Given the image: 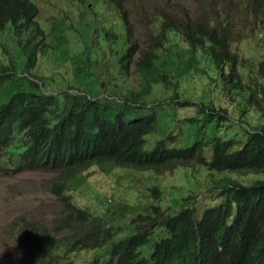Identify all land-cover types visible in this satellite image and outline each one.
Segmentation results:
<instances>
[{
    "label": "trees",
    "instance_id": "obj_1",
    "mask_svg": "<svg viewBox=\"0 0 264 264\" xmlns=\"http://www.w3.org/2000/svg\"><path fill=\"white\" fill-rule=\"evenodd\" d=\"M254 4L253 11L261 18L264 0ZM38 16L39 8L32 0H0V32L11 28L25 62L22 70L32 78L30 71L44 37ZM95 23L96 36L109 40L113 34L99 32ZM225 25L211 27L199 21L180 24L166 19L156 42L140 54L138 61L135 46L126 43L118 60L119 75L126 77L136 69L141 85L139 91L124 94L122 101L120 97L93 99L81 91L37 93L25 86L27 83L39 89L36 80L12 77L17 73L14 65L0 69V82H8L7 86L0 85V164H11L16 172H56L53 192L65 207L63 218L57 221L64 238L56 240L31 226L28 234L42 250L34 264H80L69 258L84 250L93 253L87 264H264V120L244 129L243 138H236L227 129L224 135L229 137L220 134L223 123H246L243 118L247 111L236 112L224 99L231 100L242 89L238 70L242 62L222 32ZM177 37L187 48L174 56L180 60L194 53L193 59L202 51L214 72L207 67L201 71L219 90V94L213 91L205 97L198 94V115L188 118V124L182 122L183 131L178 134L197 132L186 147L177 146L176 134L164 137L156 131L158 109L145 102L153 86L167 80L170 72L166 67L173 64L161 51L165 43ZM181 70L176 72L180 83L193 89L192 74L198 71L191 74L186 67ZM261 72L264 79V68ZM12 81L19 82L9 84ZM181 95L175 91L172 97L177 106L184 104L179 103ZM107 161L156 175L187 169L190 163L193 165L189 167L199 166L210 175L230 172L254 178L248 182L221 179L213 188L215 192H209L215 193L212 205L199 217L196 197L189 195L180 198L177 211L152 205L146 214L134 215L126 226H105V216L92 215L69 191L84 171ZM151 192L157 198L160 195L158 186Z\"/></svg>",
    "mask_w": 264,
    "mask_h": 264
},
{
    "label": "rangeland",
    "instance_id": "obj_2",
    "mask_svg": "<svg viewBox=\"0 0 264 264\" xmlns=\"http://www.w3.org/2000/svg\"><path fill=\"white\" fill-rule=\"evenodd\" d=\"M32 1L39 8L37 21L44 37L40 40L36 65L30 72L44 92L57 95L63 90L70 93L81 91L93 99L120 97L119 101H122L124 94L139 91L141 85L136 69H131L126 77L119 75L118 60L126 50V43L135 46L138 52L135 59L138 61L140 54L156 42L166 19L171 18L180 24L199 21L211 27L226 23L222 32L242 62L238 68L242 89L231 100L220 97L228 101L229 107L235 108L236 112L247 111L243 118L246 123L234 121L231 126L223 123L219 125L220 134L225 136L227 129L234 132L236 138H243L244 129L248 130L249 125L255 126L264 120V79L261 72L264 68V13L261 18L255 15V0ZM123 13L126 23L125 19L124 22L122 20ZM94 23L99 32H111L112 37L103 40L102 36H96ZM16 46V37L10 27L0 32V69L14 65L17 73L12 77L30 81L28 78L32 77L23 72L25 62ZM183 48L186 49L187 45L179 37L164 44L162 55L173 65L166 67L170 72L166 82L153 86L151 94L145 98L147 104L158 109L156 131L164 137L169 133L176 134L177 146L180 147L189 146L196 138L195 130L178 134L183 131L182 122L188 124V118L198 115V94L201 97L210 96L213 91L219 94L217 85L211 84L212 79L201 71L207 67L210 73L214 72L206 56L198 51L196 58L191 59L194 53H190L178 60L174 54L183 52ZM185 67L191 70V74L193 70L198 71L192 74V78L191 74L188 76L193 89L180 83L177 76L176 72ZM7 83L0 82V85L4 87ZM25 86L30 91L40 90L29 87L27 83ZM175 91L182 93L179 103L184 104L181 106L172 100ZM247 99H250V104ZM189 165L193 164L189 163L187 169L177 168L156 175L107 161L78 176L69 194L84 204L92 215L99 213L105 216V226L120 227L128 225L134 215L146 214L152 205L161 206L162 210L177 211L180 198L189 195L196 197V214L199 217L206 207L212 205L213 188L221 179L232 177L239 182H248L254 178L230 172L210 175L204 168ZM57 177L58 174L50 169L16 172L13 165L0 164V264H34L42 250L28 234L32 225L56 240L66 236L57 227V221L65 214L64 202L52 188ZM153 186L159 187L158 198L151 192ZM91 256L92 252L84 250L72 253L69 259L87 264Z\"/></svg>",
    "mask_w": 264,
    "mask_h": 264
},
{
    "label": "clouds",
    "instance_id": "obj_3",
    "mask_svg": "<svg viewBox=\"0 0 264 264\" xmlns=\"http://www.w3.org/2000/svg\"><path fill=\"white\" fill-rule=\"evenodd\" d=\"M36 5H37V4H36ZM89 7H90V6H89ZM28 79H30V80H35V79H33V78H28ZM39 86H40V87H39L40 90L38 91V93H39L40 91L44 92V91L42 90V88H41V85H39ZM37 89H38V88H37ZM44 93H46V92H44ZM46 94H49V93H46ZM95 165H96V164H95ZM93 166H94V165H93ZM93 166H92V167H93ZM90 168H91V167H90ZM90 168H89V169H90ZM89 169H88V170H89ZM88 170L84 171V172L82 173V175H84L86 172H88ZM26 171H29V170H26ZM77 178H78V177H77Z\"/></svg>",
    "mask_w": 264,
    "mask_h": 264
}]
</instances>
